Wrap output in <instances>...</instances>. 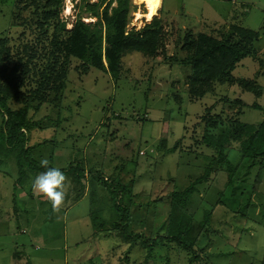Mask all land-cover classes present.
Instances as JSON below:
<instances>
[{"label":"rangeland","instance_id":"obj_1","mask_svg":"<svg viewBox=\"0 0 264 264\" xmlns=\"http://www.w3.org/2000/svg\"><path fill=\"white\" fill-rule=\"evenodd\" d=\"M17 3L0 0V38L7 37L13 49L36 41L38 31L12 26L17 12L33 17ZM82 6L83 0H64L60 17L67 29L78 13L86 22L96 20ZM145 12L143 2L131 0L129 29L142 31L152 21ZM155 17L164 36L157 53L127 52L119 78L94 67L86 72L73 58L60 89L42 88L41 98H27L29 152L20 156L21 146L0 142V264H261L264 163L240 167L236 184L246 173L245 181L232 189L228 174L212 166L217 152L203 138L210 118L217 123L213 132L229 120L264 119V0H162ZM234 25L260 32L248 47L251 54L228 74L236 82L227 76L204 97L192 98L186 36L235 41ZM242 80L256 84L259 96L242 88ZM36 83L37 77L21 91L27 94ZM10 106L22 103L12 100ZM3 119L0 113V130ZM229 158L240 163L239 149H230ZM43 159L68 170L67 195L58 210L33 189ZM79 169L83 173L75 177ZM189 187L188 204L174 206L173 192ZM181 214L201 249L194 262L191 252L165 237Z\"/></svg>","mask_w":264,"mask_h":264},{"label":"trees","instance_id":"obj_2","mask_svg":"<svg viewBox=\"0 0 264 264\" xmlns=\"http://www.w3.org/2000/svg\"><path fill=\"white\" fill-rule=\"evenodd\" d=\"M83 1L85 7H82L89 14L87 17L96 20L86 22L84 16L78 13L72 28L67 29L66 21L60 17L64 0H16V6L22 10L30 8L33 17L23 19L17 12L14 14L12 26L38 29L37 40L31 43L21 42L13 49L7 37L0 38V113L4 118L0 142L12 149L21 146L20 156L29 152L25 147L28 141L26 133L33 126L28 116L30 99L27 98H41L37 93L42 88L57 86L60 89L73 58L81 61L79 67L86 72L94 67L119 78L124 54L141 51L154 55L163 41L159 18L154 17L142 31L129 29L131 0H97L91 3ZM20 2L24 3L23 6H20ZM233 29L238 35L235 41L219 39L205 33H199L196 38L189 34L186 36L187 44L184 47L192 51L188 56L192 68L189 78V94L192 98L204 97L213 90L216 81L225 82L224 78L237 62L251 54L248 47H253L260 32L238 25H234ZM36 77V86L27 94L22 92V88ZM228 79L231 83L236 82L230 76ZM239 83L245 90L259 96L260 91L253 82L242 80ZM12 100H20L22 106L13 109L10 106ZM251 107L262 110L257 103ZM207 121L211 127L204 134L203 140L216 150L218 156L212 166L215 162V170L226 172L231 188H238L247 175L243 174L244 177L242 175L243 178L240 177L236 184L240 167L249 168L257 162L261 165L264 163V119L259 124L229 120L228 125L219 132L212 131L216 128V120L212 121L210 118ZM165 144L163 141L161 145ZM233 148H238L241 152V161L238 164H234L229 158V151ZM166 151L173 152L174 148ZM40 167L47 171V168ZM48 168H51L49 164ZM60 170L68 171L65 168ZM212 171L213 167L208 168L197 181L203 180ZM82 173L83 170L79 169L74 176ZM191 190L192 187H189L182 192H173V205L184 208L189 202ZM210 215L211 213H207V221ZM116 226L119 227L118 222ZM192 230L189 219L185 215H177L172 219V225L168 227L165 237L191 252V261L194 262L201 258V249L196 246L197 238L191 237ZM261 264H264V255Z\"/></svg>","mask_w":264,"mask_h":264},{"label":"clouds","instance_id":"obj_3","mask_svg":"<svg viewBox=\"0 0 264 264\" xmlns=\"http://www.w3.org/2000/svg\"><path fill=\"white\" fill-rule=\"evenodd\" d=\"M40 163L42 167L47 168V171L35 177L33 189L45 196L52 203L54 210H58L64 204L67 195L68 178L59 168H48L47 159L41 160Z\"/></svg>","mask_w":264,"mask_h":264},{"label":"bare ground","instance_id":"obj_4","mask_svg":"<svg viewBox=\"0 0 264 264\" xmlns=\"http://www.w3.org/2000/svg\"><path fill=\"white\" fill-rule=\"evenodd\" d=\"M146 5L145 18L149 22L151 21L157 14L159 9L162 6V0H139Z\"/></svg>","mask_w":264,"mask_h":264}]
</instances>
